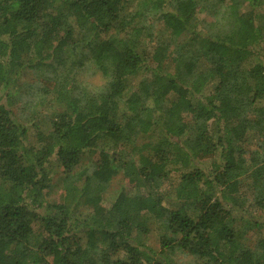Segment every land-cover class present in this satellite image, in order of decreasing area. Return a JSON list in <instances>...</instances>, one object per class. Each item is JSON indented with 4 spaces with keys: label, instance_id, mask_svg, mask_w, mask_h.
Wrapping results in <instances>:
<instances>
[{
    "label": "trees",
    "instance_id": "obj_1",
    "mask_svg": "<svg viewBox=\"0 0 264 264\" xmlns=\"http://www.w3.org/2000/svg\"><path fill=\"white\" fill-rule=\"evenodd\" d=\"M176 252L264 264V0H0V264Z\"/></svg>",
    "mask_w": 264,
    "mask_h": 264
},
{
    "label": "rangeland",
    "instance_id": "obj_2",
    "mask_svg": "<svg viewBox=\"0 0 264 264\" xmlns=\"http://www.w3.org/2000/svg\"><path fill=\"white\" fill-rule=\"evenodd\" d=\"M229 2H231V0H226V3H229ZM199 17L205 19V21H212L214 19V16L211 15L210 10L201 9V8L199 11ZM81 77L87 79L88 81L94 84L98 82V75L81 74ZM50 173L52 177V185L48 193V198L52 202H61L62 197H63V188L59 183V177L62 175V167L59 166L56 161H53L52 164L50 165ZM121 184L122 183H121L120 176H116L111 182V186L113 187H118ZM250 238L254 240V237L252 238V236H250ZM144 242L147 245L152 246L153 248L159 249L160 240H159V234L157 230L151 229V232H149L145 236ZM170 257L176 259L181 264H192L191 258L184 253L176 252L174 255Z\"/></svg>",
    "mask_w": 264,
    "mask_h": 264
}]
</instances>
